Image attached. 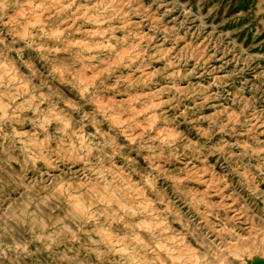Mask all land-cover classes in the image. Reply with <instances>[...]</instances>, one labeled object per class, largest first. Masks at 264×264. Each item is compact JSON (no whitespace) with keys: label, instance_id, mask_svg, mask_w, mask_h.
Returning a JSON list of instances; mask_svg holds the SVG:
<instances>
[{"label":"clouds","instance_id":"1","mask_svg":"<svg viewBox=\"0 0 264 264\" xmlns=\"http://www.w3.org/2000/svg\"><path fill=\"white\" fill-rule=\"evenodd\" d=\"M232 7L0 0V264H264V0Z\"/></svg>","mask_w":264,"mask_h":264},{"label":"rangeland","instance_id":"2","mask_svg":"<svg viewBox=\"0 0 264 264\" xmlns=\"http://www.w3.org/2000/svg\"><path fill=\"white\" fill-rule=\"evenodd\" d=\"M219 2L222 3L224 7L231 8L232 11L235 10L232 7V0H219ZM238 3H239V6L241 7H247L249 6L250 0H238Z\"/></svg>","mask_w":264,"mask_h":264}]
</instances>
